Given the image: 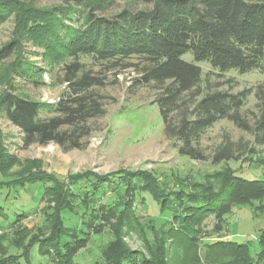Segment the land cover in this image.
Here are the masks:
<instances>
[{
	"label": "trees",
	"instance_id": "trees-1",
	"mask_svg": "<svg viewBox=\"0 0 264 264\" xmlns=\"http://www.w3.org/2000/svg\"><path fill=\"white\" fill-rule=\"evenodd\" d=\"M145 1L150 8L132 11L126 7L106 16L100 11L108 8L109 0H73L74 7L49 9L18 0H0V23L11 15L17 22L24 23L20 31L16 30L17 39L0 47V65L19 49V36L34 29L36 35L41 34L38 46L46 51L50 49L55 62L62 63L61 83L66 85L53 104L11 90L0 96V115L18 127L24 146L51 142L64 150L83 146L82 140L89 135V120L104 112L92 97L91 89L103 86L104 81L84 69L82 56L107 64L109 68L126 66L123 62L133 57L145 62L139 70L138 82H154L159 86L155 102L162 118L163 133L172 140L180 155L201 161L210 158L211 163L218 164L255 152L247 141H232L224 134L210 157L206 155L200 139L220 119H227L237 128L253 133L254 144L264 143V85L256 91L260 115L252 127L241 114L247 93L202 92V70L198 65L206 62L220 72L256 70L264 74V0ZM187 53L192 60L182 58ZM10 68L11 74L21 76L25 72L21 62L11 64ZM32 82L38 83L37 79ZM185 96L188 97L185 99ZM46 111L48 114H44ZM6 162L0 155V165ZM38 173L28 171L16 179L5 176L0 180V231L19 225L30 213L25 212V206H17L14 202L20 191L34 186L36 192L30 196L32 211L45 200L54 203L43 211L50 234L41 243L45 242L42 248L49 244L48 253L58 258L59 264H73L75 254L85 246L89 233H100L105 222H114L117 229L95 264L134 263L133 252L125 245L121 229L140 223L134 204L140 184L133 179L135 176L127 177L118 185L108 180L98 181L91 173L94 179L87 181L91 188L85 187L80 195L65 190L66 184L60 178L50 179ZM141 174L146 179L144 181L139 175L138 180L144 183L141 191L150 193L164 215L162 222L150 219L152 240L145 235L149 228L143 231L149 257L142 259V264H169L165 240L170 241L173 233L195 246L199 239L196 227L207 214L216 216L218 228L233 206L251 205L264 198V180L245 179L230 167L215 173L214 178L220 181L218 189L209 182L194 180L176 188L155 179L151 173L148 180L147 172ZM72 176L68 178V186H79L81 179L76 181ZM107 189L113 199L109 204L106 203ZM199 189L203 193L198 194ZM75 200L78 202L74 203ZM90 200H93V207L89 205ZM65 210L79 222V230L65 225ZM6 236L8 233L0 235V241ZM257 244L259 251L252 256L247 244L217 239L206 244V262L264 264V228ZM2 246L0 244L1 252ZM30 257L25 258L26 264H31ZM19 258V255L4 253L0 256V264H21ZM222 258L227 260L222 262ZM196 263L199 264L197 252L187 261V264Z\"/></svg>",
	"mask_w": 264,
	"mask_h": 264
},
{
	"label": "rangeland",
	"instance_id": "rangeland-1",
	"mask_svg": "<svg viewBox=\"0 0 264 264\" xmlns=\"http://www.w3.org/2000/svg\"><path fill=\"white\" fill-rule=\"evenodd\" d=\"M18 1L38 8L74 7L73 0ZM109 3L108 8L100 11L101 14L110 16L126 7L136 11L151 6L145 0H109ZM22 24L24 23L17 22L13 15L0 23V47L17 39L16 30L20 31L23 28ZM36 33L37 31L32 29L19 36V49L0 65V96L11 90L27 98L53 104L66 86L65 83H61L62 63L55 62L50 49L46 51L38 46L37 42L41 40L39 38L41 34L38 36ZM182 58L192 60L190 53L183 55ZM80 59L85 70L98 75L104 81L103 86L91 89L92 97L100 103L104 112L101 116L89 120V135L82 140L83 146L69 150H64L52 142L24 146L22 133L18 127L5 116L0 115V155L8 161L6 166H3L6 163L0 165V180L2 181L5 176L7 179H16L28 171L40 172L38 174L44 173L47 178H60L66 184L65 190L82 195L85 187L91 188L87 183L94 179L90 176L91 173L97 176L98 181L108 180L118 185L127 177L135 176L133 179L141 185L137 186L140 192L137 193L134 203L140 223L124 226L121 229V237L134 256V263L124 264H142L141 260L149 257L143 231L148 227L145 235L152 240L150 219L153 217L158 222L164 219L150 193L141 191L144 183L138 180L139 175L146 181L141 173H148L147 180L151 173L155 179H160L176 188L194 180L201 183L209 182L218 189L220 181L215 179L214 175L226 167L234 169L236 175L245 179L264 180V143L254 144L253 133L237 128L227 119L218 120L202 135L200 145L204 153L210 157L224 134L229 135L232 141L240 139L247 141L255 149L254 153L244 155L238 160L218 164L211 163L210 158L201 161L180 155L173 146L172 140L163 133L162 118L155 102L160 92L159 86L154 82L148 84L138 82L139 70L145 64L142 59L133 57L123 62L127 63L126 66L117 68H109L107 64L96 62L89 56H82ZM19 62L24 64L25 72L21 76L11 74L10 65ZM198 65L202 70V92L220 90L232 94L241 91L247 93L241 114L253 127L260 115L256 91L258 87L264 85V74L256 70L246 73H239L236 70L220 72L206 62H200ZM32 79H37L38 83H33ZM187 97L185 96V99ZM71 175L76 181L77 178L81 179L79 186H68V178ZM197 191L198 194L203 193L202 189ZM34 192H36L34 186H27L25 191L22 190L17 194L18 200L14 204L25 206V212L30 211V213L19 225L0 231V235L3 233L9 235L2 242L0 241L3 245L0 256L2 257L4 253L19 255L21 264H26L27 255L31 256V264H59L58 258L49 255V244L46 243L47 245L42 248L45 242L41 243L50 234L49 223L44 221L43 211L54 203L45 200L32 211L30 196ZM107 195L111 196L109 189ZM112 201L113 199L109 197L106 203ZM76 202L78 200L74 203ZM101 202L103 200L96 205ZM89 203L90 207L94 206L93 200ZM63 218L65 225L79 230V222L70 217L68 211H64ZM113 223L105 222L98 234L89 233L87 243L75 254L73 264H95L96 260H99L102 248L114 238L117 226ZM216 225V216L213 213L207 214L196 227L199 239L195 246L177 236L179 234L173 233L170 241L165 240L169 264L176 262L187 264L196 252L199 264H215L206 262L208 253L206 244L217 239L247 244L250 254L255 256L259 251L257 238L264 228V198L251 205L233 206L230 213L225 215V222L221 227L219 225L217 228ZM226 260L227 258H222V262Z\"/></svg>",
	"mask_w": 264,
	"mask_h": 264
}]
</instances>
